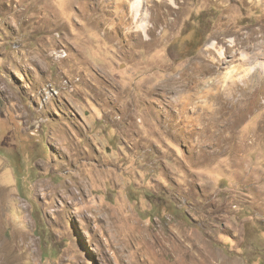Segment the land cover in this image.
<instances>
[{"label":"rangeland","instance_id":"obj_1","mask_svg":"<svg viewBox=\"0 0 264 264\" xmlns=\"http://www.w3.org/2000/svg\"><path fill=\"white\" fill-rule=\"evenodd\" d=\"M263 171L264 0H0V264H264Z\"/></svg>","mask_w":264,"mask_h":264},{"label":"crops","instance_id":"obj_2","mask_svg":"<svg viewBox=\"0 0 264 264\" xmlns=\"http://www.w3.org/2000/svg\"><path fill=\"white\" fill-rule=\"evenodd\" d=\"M123 8H125V7H123ZM130 9L129 10H132L131 9V6L129 7ZM93 11V13H92V15L94 16V14H95V12L98 14L99 13V11L97 10V9H92ZM37 11V10H36ZM125 11V10H124ZM103 14H105V13H103ZM110 21H112V20H110ZM117 25V24H116ZM116 25L115 26H113V27H116ZM255 176H257L256 178H258V180L259 181H257V182H260V181H262V196H264V171L263 172H261L260 173V177H259V175H257V173H256V175ZM263 199H264V197H263Z\"/></svg>","mask_w":264,"mask_h":264},{"label":"bare ground","instance_id":"obj_3","mask_svg":"<svg viewBox=\"0 0 264 264\" xmlns=\"http://www.w3.org/2000/svg\"><path fill=\"white\" fill-rule=\"evenodd\" d=\"M2 264H5V263L3 262ZM182 264H184V263H182Z\"/></svg>","mask_w":264,"mask_h":264}]
</instances>
